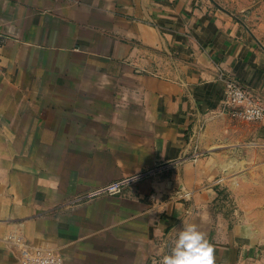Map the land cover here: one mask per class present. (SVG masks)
I'll return each instance as SVG.
<instances>
[{"label": "crops", "instance_id": "obj_1", "mask_svg": "<svg viewBox=\"0 0 264 264\" xmlns=\"http://www.w3.org/2000/svg\"><path fill=\"white\" fill-rule=\"evenodd\" d=\"M216 1L264 46V0ZM0 33V264H158L183 222L216 264H264L221 175L264 153V121L226 102L233 80L264 104V50L236 19L209 0H0Z\"/></svg>", "mask_w": 264, "mask_h": 264}, {"label": "built area", "instance_id": "obj_2", "mask_svg": "<svg viewBox=\"0 0 264 264\" xmlns=\"http://www.w3.org/2000/svg\"><path fill=\"white\" fill-rule=\"evenodd\" d=\"M3 41L4 36L0 33V49L3 45ZM226 92V102L230 108L233 118L249 122L264 121V104L260 101V99L252 95L243 85L236 81L229 80L227 82ZM200 157H203L201 152H195L192 155L193 159H199ZM156 171L157 169H151L139 172L129 177H124L106 185L99 186L84 195L78 196L71 202V204H83L103 196H122L125 194L128 187L140 185V183L150 178L154 173H156ZM41 257L42 253L38 251L36 259H34L30 264H41Z\"/></svg>", "mask_w": 264, "mask_h": 264}, {"label": "rangeland", "instance_id": "obj_3", "mask_svg": "<svg viewBox=\"0 0 264 264\" xmlns=\"http://www.w3.org/2000/svg\"><path fill=\"white\" fill-rule=\"evenodd\" d=\"M228 159L226 166L232 170H224L221 175L243 199L256 239L264 245V153L244 152L239 158Z\"/></svg>", "mask_w": 264, "mask_h": 264}, {"label": "clouds", "instance_id": "obj_4", "mask_svg": "<svg viewBox=\"0 0 264 264\" xmlns=\"http://www.w3.org/2000/svg\"><path fill=\"white\" fill-rule=\"evenodd\" d=\"M158 264H216L215 249L195 224L183 222L169 253Z\"/></svg>", "mask_w": 264, "mask_h": 264}, {"label": "water", "instance_id": "obj_5", "mask_svg": "<svg viewBox=\"0 0 264 264\" xmlns=\"http://www.w3.org/2000/svg\"><path fill=\"white\" fill-rule=\"evenodd\" d=\"M209 1L216 8H218L219 10L225 12L226 14H228V15L232 16L234 19H236L250 33V35H252V37H254V39L257 41V43L259 44V46L264 50L263 44L256 38V36L253 34V32L251 31V29L249 28V26L239 16L233 14L232 12H230L229 10H227L226 8H224L216 0H209Z\"/></svg>", "mask_w": 264, "mask_h": 264}, {"label": "bare ground", "instance_id": "obj_6", "mask_svg": "<svg viewBox=\"0 0 264 264\" xmlns=\"http://www.w3.org/2000/svg\"><path fill=\"white\" fill-rule=\"evenodd\" d=\"M240 164H241V163H240ZM229 169H230V170H232V168H231V167H230V168H228L227 170H229ZM244 171H245V170H244ZM234 180H235V177H234ZM179 197H180V196H179Z\"/></svg>", "mask_w": 264, "mask_h": 264}]
</instances>
